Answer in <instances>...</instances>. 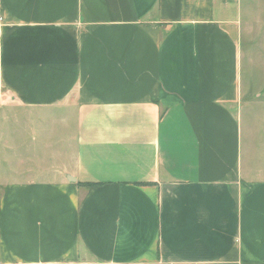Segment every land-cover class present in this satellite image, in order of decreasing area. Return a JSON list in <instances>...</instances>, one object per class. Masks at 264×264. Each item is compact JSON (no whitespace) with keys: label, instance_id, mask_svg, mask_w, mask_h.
Instances as JSON below:
<instances>
[{"label":"crops","instance_id":"0c3cea01","mask_svg":"<svg viewBox=\"0 0 264 264\" xmlns=\"http://www.w3.org/2000/svg\"><path fill=\"white\" fill-rule=\"evenodd\" d=\"M263 20L264 0H0V105L58 110L71 140L48 178L0 179V264H264Z\"/></svg>","mask_w":264,"mask_h":264},{"label":"rangeland","instance_id":"374dc122","mask_svg":"<svg viewBox=\"0 0 264 264\" xmlns=\"http://www.w3.org/2000/svg\"><path fill=\"white\" fill-rule=\"evenodd\" d=\"M262 22L256 28L264 26V20ZM258 34L259 29H255L251 37L253 41ZM19 110L0 105L1 182H4L3 176L10 177L8 182H18L27 174L37 180L48 178L43 175L51 173L52 167L69 158L70 137L61 129L57 117L50 114L58 110L25 109L23 114ZM4 113L9 116L4 118ZM56 153L58 158H53Z\"/></svg>","mask_w":264,"mask_h":264}]
</instances>
